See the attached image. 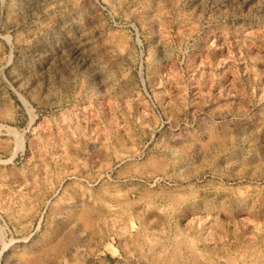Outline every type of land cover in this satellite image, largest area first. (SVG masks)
Instances as JSON below:
<instances>
[{
	"label": "rangeland",
	"instance_id": "rangeland-1",
	"mask_svg": "<svg viewBox=\"0 0 264 264\" xmlns=\"http://www.w3.org/2000/svg\"><path fill=\"white\" fill-rule=\"evenodd\" d=\"M0 264H264V0H0Z\"/></svg>",
	"mask_w": 264,
	"mask_h": 264
},
{
	"label": "bare ground",
	"instance_id": "bare-ground-1",
	"mask_svg": "<svg viewBox=\"0 0 264 264\" xmlns=\"http://www.w3.org/2000/svg\"><path fill=\"white\" fill-rule=\"evenodd\" d=\"M161 254V253H160Z\"/></svg>",
	"mask_w": 264,
	"mask_h": 264
}]
</instances>
